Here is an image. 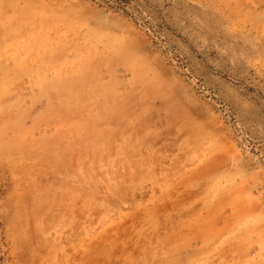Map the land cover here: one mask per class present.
Segmentation results:
<instances>
[{"label": "rangeland", "instance_id": "rangeland-1", "mask_svg": "<svg viewBox=\"0 0 264 264\" xmlns=\"http://www.w3.org/2000/svg\"><path fill=\"white\" fill-rule=\"evenodd\" d=\"M0 264H264V0H0Z\"/></svg>", "mask_w": 264, "mask_h": 264}]
</instances>
